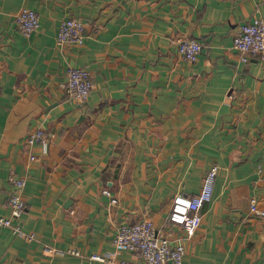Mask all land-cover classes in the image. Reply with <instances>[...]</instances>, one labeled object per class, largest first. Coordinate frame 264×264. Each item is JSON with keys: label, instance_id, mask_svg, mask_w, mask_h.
Returning <instances> with one entry per match:
<instances>
[{"label": "crops", "instance_id": "0c3cea01", "mask_svg": "<svg viewBox=\"0 0 264 264\" xmlns=\"http://www.w3.org/2000/svg\"><path fill=\"white\" fill-rule=\"evenodd\" d=\"M23 7L40 18L29 36ZM256 15L264 0H0V215L10 177H24L20 221L36 233L0 226V264H109L47 247L133 258L116 229L147 217L183 242L182 264H264V218L250 210L253 197L264 208V59L233 48ZM68 17L85 23L82 45L58 40ZM182 38L201 42L197 61L178 52ZM69 66L89 71L87 99L68 95ZM36 128L46 150L29 141ZM213 166V199L188 237L170 204Z\"/></svg>", "mask_w": 264, "mask_h": 264}, {"label": "built area", "instance_id": "2783aa9c", "mask_svg": "<svg viewBox=\"0 0 264 264\" xmlns=\"http://www.w3.org/2000/svg\"><path fill=\"white\" fill-rule=\"evenodd\" d=\"M17 23L22 33L29 36L40 26V18L35 9L23 7L17 14ZM85 36V23L81 19L68 17L61 22L58 30L60 42L82 45ZM233 48L238 52L241 61L248 62L252 55L264 59L263 16H253L240 24L233 40ZM177 49L183 58L190 62L197 61L203 51L201 42L190 38H182L178 41ZM92 87V77L86 68L81 66H69L67 68L66 88L70 97L85 100L88 98ZM29 141L41 143L44 150L48 148V141L41 128H36L30 133ZM34 157L31 156V158ZM216 176L217 167L213 166L206 173L202 186L196 194L177 193L172 199L167 220L173 225L182 227L188 237L192 236L200 226L203 206L213 199ZM10 182L9 214L0 215V226L9 228L13 234L29 241L34 240L36 233L25 231L20 221L26 206L24 200L26 179L13 175L10 177ZM103 193L112 197V203L118 201L110 189L104 188ZM250 210L255 215L264 218V208L259 205L257 197L251 198ZM113 243L116 247H124L130 251L134 257H120L116 250L106 253L94 252L89 255L83 254L78 249L65 250L47 247V250L61 254L67 252L109 264H182L185 253L183 242L179 241L172 244L168 235L158 230L149 217L133 223L118 225Z\"/></svg>", "mask_w": 264, "mask_h": 264}]
</instances>
